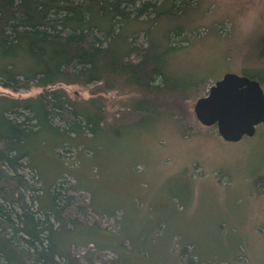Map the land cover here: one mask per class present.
Returning <instances> with one entry per match:
<instances>
[{"label": "rangeland", "instance_id": "rangeland-1", "mask_svg": "<svg viewBox=\"0 0 264 264\" xmlns=\"http://www.w3.org/2000/svg\"><path fill=\"white\" fill-rule=\"evenodd\" d=\"M169 22L184 29L171 39L168 70L197 81L195 98L225 72L253 76L264 93V0H191ZM99 86L0 85V111L52 89L76 105L104 100L105 131L64 138L40 129L28 140L40 181L24 168L44 189L61 183L67 213L90 227L67 237L81 264H264V122L229 142L194 121L196 99L190 115L159 118L133 107L134 92Z\"/></svg>", "mask_w": 264, "mask_h": 264}, {"label": "trees", "instance_id": "trees-1", "mask_svg": "<svg viewBox=\"0 0 264 264\" xmlns=\"http://www.w3.org/2000/svg\"><path fill=\"white\" fill-rule=\"evenodd\" d=\"M190 1L0 0V85L17 91L95 82L102 91L134 92L139 112L190 115L197 81L168 70L171 39L184 29L169 21ZM106 122L102 97L76 105L56 89L0 111V264H81L71 249L77 243L67 237L90 227L67 213L71 196L61 183L44 189L24 174L35 171L40 181L28 140L44 128L64 138L96 137Z\"/></svg>", "mask_w": 264, "mask_h": 264}, {"label": "water", "instance_id": "water-1", "mask_svg": "<svg viewBox=\"0 0 264 264\" xmlns=\"http://www.w3.org/2000/svg\"><path fill=\"white\" fill-rule=\"evenodd\" d=\"M193 111L201 124L215 125L223 140L235 142L252 136L264 122V93L259 80L225 72L207 95L196 99Z\"/></svg>", "mask_w": 264, "mask_h": 264}, {"label": "crops", "instance_id": "crops-1", "mask_svg": "<svg viewBox=\"0 0 264 264\" xmlns=\"http://www.w3.org/2000/svg\"><path fill=\"white\" fill-rule=\"evenodd\" d=\"M172 201V200H171ZM176 214H178L177 212H176ZM188 242L187 243H191V241H189V240H187Z\"/></svg>", "mask_w": 264, "mask_h": 264}]
</instances>
